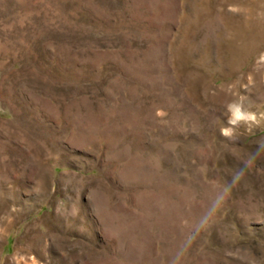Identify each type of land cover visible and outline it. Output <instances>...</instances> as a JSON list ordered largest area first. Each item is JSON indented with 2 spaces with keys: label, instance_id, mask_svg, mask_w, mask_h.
<instances>
[{
  "label": "rangeland",
  "instance_id": "1",
  "mask_svg": "<svg viewBox=\"0 0 264 264\" xmlns=\"http://www.w3.org/2000/svg\"><path fill=\"white\" fill-rule=\"evenodd\" d=\"M0 264H264V0H0Z\"/></svg>",
  "mask_w": 264,
  "mask_h": 264
}]
</instances>
